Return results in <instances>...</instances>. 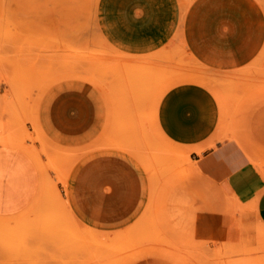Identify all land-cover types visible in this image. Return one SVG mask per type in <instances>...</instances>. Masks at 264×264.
I'll use <instances>...</instances> for the list:
<instances>
[{"label": "rangeland", "instance_id": "rangeland-1", "mask_svg": "<svg viewBox=\"0 0 264 264\" xmlns=\"http://www.w3.org/2000/svg\"><path fill=\"white\" fill-rule=\"evenodd\" d=\"M103 1L0 0V144L44 156L46 173L27 210L0 215V264H264L256 201L239 198L246 210L229 213L232 193L193 168L207 147L161 123L172 91L198 85L217 105L220 137H241L264 165V47L225 72L194 61L179 31L163 46L128 48L107 32ZM106 152L129 156L147 184L142 210L112 228L85 224L69 189L77 167Z\"/></svg>", "mask_w": 264, "mask_h": 264}, {"label": "crops", "instance_id": "crops-1", "mask_svg": "<svg viewBox=\"0 0 264 264\" xmlns=\"http://www.w3.org/2000/svg\"><path fill=\"white\" fill-rule=\"evenodd\" d=\"M102 20L117 43L134 49L163 46L167 36L179 31L188 55L218 72L242 68L264 47V10L257 0H104ZM2 108L0 94V116ZM161 123L192 145L206 146L193 154L199 175L221 190L248 199L245 202L253 198L257 216L264 222L262 171L237 137H220L217 105L207 91L194 84L172 91ZM55 128L59 130L60 125ZM51 140L57 146L76 145L70 139ZM40 157L44 158L31 149L0 144V215L27 210L39 188L46 186L45 168L37 164ZM69 189L75 211L93 227L112 228L131 221L147 200L139 166L117 152L87 158L75 170ZM43 206L38 204L36 210ZM27 225L37 227L38 220L30 218ZM135 264L161 263L142 259Z\"/></svg>", "mask_w": 264, "mask_h": 264}, {"label": "bare ground", "instance_id": "bare-ground-1", "mask_svg": "<svg viewBox=\"0 0 264 264\" xmlns=\"http://www.w3.org/2000/svg\"><path fill=\"white\" fill-rule=\"evenodd\" d=\"M234 135V134H233ZM235 136V135H234ZM235 137H237L240 141H241V143L244 145V148L246 149V151H247V153H248V155L250 156V158H251V160H252V162L255 164V166L257 167V168H259V169H261V171H262V174H263V177H264V165H263V163L261 164L260 162H259V158H257V156L254 154V152H253V150L250 148V146H249V143H247V141H243L242 140V138L241 137H239V136H235ZM241 138V139H240ZM29 153V152H28ZM193 168L197 171V168L195 167V164H194V166H193ZM232 195V194H231ZM232 198L234 199V201L232 200V201H228L229 203H231V204H234L233 202H235V203H238V205H236L235 207L234 206H231V205H227V211H228V207L230 206V208H232L233 210H232V212H230L231 211V209H230V211H229V213H234V212H236L237 213V211H239V212H241L240 214L242 215V209L244 208L245 209V206L244 207H242V205H247L248 206V204H240V202H242V201H240L239 200V198L235 195V194H233L232 195ZM228 203V204H229ZM235 205V204H234ZM240 205V206H239ZM238 206L240 207V208H242V209H239L238 208ZM234 208H236L235 210H234ZM239 209V210H238ZM248 209H249V207H248ZM241 210V211H240ZM246 210V209H245ZM234 211V212H233ZM244 211V210H243ZM228 214V213H227ZM234 215H235V213H234ZM239 219V218H238ZM242 226V225H241ZM97 238V237H96Z\"/></svg>", "mask_w": 264, "mask_h": 264}]
</instances>
